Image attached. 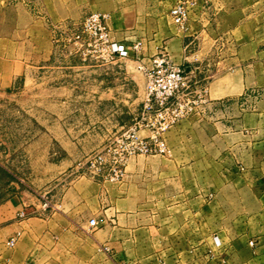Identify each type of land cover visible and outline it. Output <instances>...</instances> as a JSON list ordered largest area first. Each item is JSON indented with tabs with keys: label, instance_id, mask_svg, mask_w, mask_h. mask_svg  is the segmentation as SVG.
<instances>
[{
	"label": "crops",
	"instance_id": "1",
	"mask_svg": "<svg viewBox=\"0 0 264 264\" xmlns=\"http://www.w3.org/2000/svg\"><path fill=\"white\" fill-rule=\"evenodd\" d=\"M178 1L0 0V90L54 76L63 95L98 93L93 107L127 104L102 62L54 47L58 31L98 12L149 66L165 49L191 102L166 152L131 158L121 181L61 163L45 183L49 208L28 190L13 195L0 208V264H264V35L239 31L264 29V0L187 1L190 25L235 29L225 58L191 52L196 37L169 16Z\"/></svg>",
	"mask_w": 264,
	"mask_h": 264
},
{
	"label": "rangeland",
	"instance_id": "2",
	"mask_svg": "<svg viewBox=\"0 0 264 264\" xmlns=\"http://www.w3.org/2000/svg\"><path fill=\"white\" fill-rule=\"evenodd\" d=\"M187 1L180 0L176 3L182 2L188 8V20L184 28L174 25L173 22L172 24L180 33L188 32L191 37H196L191 44L192 53L208 51L214 56L218 54L219 57L225 58L232 51V36L235 29L214 26L199 28L194 22L190 25V18L198 16V13L189 11ZM209 15L211 16V13ZM84 20L77 27L58 31L53 40L55 49L58 48V51L64 53L79 54L81 58H92V55L87 53L88 49L82 46L80 40H76ZM6 30L4 27L0 32ZM239 31L241 35H264V29ZM134 45L133 53L127 58L119 61L116 59L107 65L98 61L100 64L97 66L110 71V77L107 78L111 84L122 86L121 91L116 94L121 100L127 101V104L123 102V106L100 108L91 106L93 102L90 99L99 96L98 93L80 92L63 95L56 92L54 76H48L41 81L39 79L36 84L0 90V208L4 207L13 195L24 190L42 196L43 206L49 208L50 200L43 194L45 183L57 175L53 168L60 166L61 163H72L77 169V175L96 179L106 177L110 181L118 182L123 179L125 166L131 158L151 156H124L116 142L121 132L145 117L144 74L151 65L144 62L141 57V44L138 52L133 49ZM161 54L171 62L165 49L152 59ZM92 60L96 61L93 58ZM75 62L77 63L73 64ZM75 62L63 64L64 68L78 67L82 63ZM55 67V63L48 65V68ZM166 133L163 136L165 150Z\"/></svg>",
	"mask_w": 264,
	"mask_h": 264
},
{
	"label": "built area",
	"instance_id": "3",
	"mask_svg": "<svg viewBox=\"0 0 264 264\" xmlns=\"http://www.w3.org/2000/svg\"><path fill=\"white\" fill-rule=\"evenodd\" d=\"M170 16L174 25L184 28L188 20L187 6L179 2L171 9ZM107 19L108 16L104 14H90L82 23L81 35L76 37V40H80L82 46L88 49L87 53L102 63H110L129 56L127 49L113 40L111 30L106 24ZM139 48V43L133 47L136 52ZM144 75L145 117L121 132L116 140L122 153L127 157L165 153L164 134L191 110V102L185 94L188 85L185 71L172 64L165 55L161 54L152 59L151 67ZM141 129L149 132L148 137H141ZM89 224L91 228H95L96 219H91ZM13 242L14 240L10 241V244Z\"/></svg>",
	"mask_w": 264,
	"mask_h": 264
}]
</instances>
